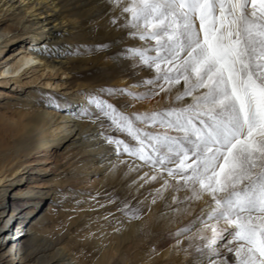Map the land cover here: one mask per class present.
I'll return each mask as SVG.
<instances>
[{"label":"bare ground","instance_id":"bare-ground-1","mask_svg":"<svg viewBox=\"0 0 264 264\" xmlns=\"http://www.w3.org/2000/svg\"><path fill=\"white\" fill-rule=\"evenodd\" d=\"M29 2L23 9L21 5L17 8L18 0H0V20L7 18L10 23L5 29H0V56L6 48L14 45H20L21 55L1 75L4 80L0 85H7L12 74L28 73L34 61L55 74L70 75V79L53 81V87L60 88L62 93L34 91L15 97L0 90V108L3 109L0 116L1 223L9 214L7 207L11 211L12 199L7 187L13 188L10 192L15 200L12 214L15 221L8 220L4 226L0 224V262L10 255L7 264L36 263L40 254L60 246L55 255L43 256L42 264H65L69 261L71 264H194L197 258L192 256L196 249L194 245L204 243L198 242L200 239L197 238L203 226L195 222L206 207L208 197L187 199L191 196L189 190L172 183L164 172H155L137 157L117 152L115 145L108 144L99 135L103 131L121 138L123 133L112 132L107 125L101 128L98 122L75 115L90 94H102L100 89L107 85V76L102 73L116 81L118 86H123L125 74L135 68L136 63L128 55L125 61L120 58L127 54L125 48L119 47L121 38H115L119 30L113 20L121 18L125 22L120 9L115 8L110 0ZM106 38L114 44L106 63L100 64L105 59L103 53L94 59L85 54V59L76 68L77 72L71 68L76 49L85 46L86 51L91 43L101 44ZM89 62H95L96 67L88 68ZM136 82L139 83L138 79ZM143 86L149 88L148 84ZM75 87L78 88L75 95L69 94V89ZM136 88L132 87L133 90ZM82 89L86 92L80 91ZM1 97H10V100H1ZM50 97L64 107L49 106ZM13 98L17 100L12 102ZM71 99L78 104H65ZM130 102L134 105L129 107L130 110H142L139 102ZM51 155L63 161L69 159L68 163L72 161L62 171L63 177L69 178L68 182L77 179L76 184H81L70 199L71 208L69 204L63 206L70 213L77 210L78 216L73 219L65 216L63 211L39 218L48 196H54L52 201L55 205L59 199H65L66 195L59 198V187L63 185L61 180L48 185L47 192L21 189L28 182L27 174L38 173L37 170H28L31 167L29 160ZM36 164H45V161L39 159ZM153 175L156 179H151ZM99 176L104 178L99 179ZM11 177L16 180L15 184H7ZM78 179L82 183H78ZM33 180L32 176L28 183L32 184ZM39 181L37 178L35 182ZM24 199L29 201L19 204ZM24 208L30 212H23ZM133 211L138 219L132 217ZM33 215L36 220L38 218L36 222L30 221ZM58 215L63 216L62 228L72 231L71 228L76 227V230L68 236L61 235L60 231L56 238L51 237L33 252L26 250L31 243L24 239L14 242L10 252H5L4 241L17 235L11 229L13 222L20 220L25 227L32 224L31 230L36 229L41 235L45 226ZM80 218L82 224L76 225ZM190 226L195 230L191 234L182 231ZM207 231L204 230L203 235L207 236ZM7 232L9 235L4 236ZM16 255L20 258L17 259Z\"/></svg>","mask_w":264,"mask_h":264},{"label":"snow or ice","instance_id":"snow-or-ice-1","mask_svg":"<svg viewBox=\"0 0 264 264\" xmlns=\"http://www.w3.org/2000/svg\"><path fill=\"white\" fill-rule=\"evenodd\" d=\"M110 2L128 35L145 42L127 55L155 72L130 87H153L100 89L128 99L90 94L75 115L125 134L135 143L99 133L117 152L167 172L191 192L187 199L209 198L195 222L204 243L194 264H264V0ZM173 88L172 106L125 111ZM48 104L64 107L51 97Z\"/></svg>","mask_w":264,"mask_h":264},{"label":"rangeland","instance_id":"rangeland-1","mask_svg":"<svg viewBox=\"0 0 264 264\" xmlns=\"http://www.w3.org/2000/svg\"><path fill=\"white\" fill-rule=\"evenodd\" d=\"M19 4L17 6V8L22 7L23 9H25L26 5H28V1H30L29 3H33L34 0H26L25 3H23L21 0H18ZM22 2V3H20ZM34 14H32L31 16L35 19H37L36 16H33ZM7 18L0 20V29H5V27H7L10 23L6 21ZM37 21V20H36ZM115 27L119 30V34L115 37L118 38L120 37L121 40V49H128L131 47H143L145 46V42L140 41L138 38L132 37L128 35L129 29L123 27L122 25H124V20H122L121 18L119 19H115ZM102 26V25H101ZM89 31V30H88ZM90 32V31H89ZM84 34H85V29H84ZM114 45V44H113ZM111 44V41L109 38H106V41L98 44V43H91L90 47H88L85 51V46H83L82 48L76 49L77 51L74 54V58H72V62H71V68L75 69V72H77L76 68H78L80 66L81 60L85 59V54L91 58H96L98 54L103 53L105 55V59L103 61H101L100 64H104L108 61V53L110 52V48H112L113 46ZM20 45H14V46H10L9 48H6L4 53L1 54L0 56V83L4 80L1 75L4 73V71H6L8 69V67H10L12 65V63H14L16 61V59L20 58ZM28 50V49H27ZM114 52V51H113ZM150 55L153 53H149ZM126 56L127 54L124 53L120 56L121 60L125 61L126 60ZM112 57V56H111ZM96 67V63L95 62H89V67ZM28 73H16V74H12L8 79V84L7 85H0V90H3L5 93L10 94V95H14L15 97H21L24 96L30 92H34V91H53V92H57V93H62L63 91L59 88H54L53 87V81H57L58 79L60 80H67L70 79V75L69 77L65 74H63L62 72H59L57 74L51 72L50 70H48L47 68H45L43 66V64L34 61L33 66L28 70ZM104 76H107V85H105L103 88L104 89H127L133 92H137V93H141V92H148V90L153 87L152 85H149V88L147 87H137L136 90H133L132 85H136L137 82L136 80L138 79V82L140 83L142 80H147V79H151L152 77L155 76V72L154 70H150L147 67L143 66V65H139V64H135V68L131 71H129V73L125 74V83L123 86H118L116 81L114 82L112 78L108 79V75H106L105 73ZM116 84L117 86L113 85ZM109 84V85H108ZM72 87V86H68ZM179 86H177L178 88ZM81 89V88H80ZM176 88L172 89L171 95H166L165 93H161L159 96H155L154 98L148 99V100H143V101H137L140 104V107L142 108L141 111L139 112H151V111H156V110H160L163 108H167L169 106H172V99L174 98L175 94H176ZM78 91V88L75 87L74 89H69L68 93H73V95H75V93ZM80 91L86 92V89H82ZM99 96L103 99H107L109 100V102L114 103V104H119L120 100H127V97H117L115 95L113 96H109L106 93L99 94ZM1 100H10V97H1ZM12 102L16 101L17 99L13 98L11 99ZM80 103V101H79ZM65 104H70V105H74L76 106L78 103H75L71 100H68ZM131 108H127L125 109V111L129 114L133 113L132 110H130ZM3 112V109L0 108V116ZM143 127V125H141ZM108 134V133H107ZM125 135V134H123ZM122 135V137L120 139H125V137ZM126 142H131V143H135L134 141H130V138L127 137V139H125ZM120 152H123L122 149L120 150ZM39 159H43V161H45V164H41V165H37L36 163L38 162ZM69 159H65L64 161L61 158H58L54 155H51L49 157H40V158H33L31 160H29V163H31V167L28 168V170H37L38 173L37 174H27V178H28V182L29 179L33 176L35 181L37 180V178L41 181L39 182H35L33 180V183L30 184L28 182L25 183V186H21L22 190H26V192H28L29 190L31 191H39V190H43V192H47V190L49 188L48 185H51L53 183V181H62L63 185L60 186V191H59V198L60 195L64 196L66 195L65 199H59L57 201V205L54 204L53 197L48 196L47 197V201H45V206L43 208V210L40 212L39 214V218L40 216H44V215H48L51 212H57V211H63V214L65 216H68V218L73 219L75 217H77L78 212L77 210H75L73 213H70L69 210L67 209H63V206L65 204H69V208H71L70 204L71 201L70 199L73 198V195L75 194V192L78 191V189L81 188V184L77 185L76 184V180H73L71 182H68L69 178H64V174H62L64 170H66L69 167V164L72 163V161L70 163H68ZM174 167V165H173ZM155 172H158L156 169H153ZM31 173V172H29ZM165 176H167L168 178L171 179V182L176 184V180H173L171 177H169L167 175V172H164ZM99 179H103L104 176H99ZM79 180V179H78ZM8 183H16V180H13V177H11L9 179ZM78 183H82L81 180L78 181ZM83 185V184H82ZM36 187H41L36 188ZM9 188V197H11L12 201H11V211H10V207H7V211H9V214L7 215V219H5V221L3 223L0 222V224L2 226H4L6 224V222L8 220L11 221H15V218L12 219V214H13V207H14V199L12 198L14 195L12 192H10L11 190H13V188L7 187ZM2 188H0L1 190ZM3 189H6L3 188ZM209 199V198H208ZM29 199H24L23 201H21L19 204L23 205L26 202H28ZM51 205V207H50ZM30 209H23V212H27L29 213ZM64 216V217H65ZM62 217V218H59ZM34 220L33 222H36L38 220H36V216L33 215L30 218V221ZM60 219V220H59ZM63 216L62 215H58L56 216L55 220H53L51 223L47 224L45 226V229L43 231V233L40 235L39 232H37L36 229L31 230L32 224L29 225L28 227H25L23 225H21V221L17 220V222H13V224L11 225V229L12 231L16 232V238L14 239H10L7 238L4 241V246H5V252L8 253L11 250V245L14 242H17L18 240H25L28 243H31L28 247H26V250L29 252H33L37 249L38 245L43 246L44 244H46V242L51 240V237L56 238L58 233L61 231V235L64 236H68L70 233H72L73 231L76 230V227H72L71 230L72 231H68L65 230L64 228H62L60 225V222L62 221ZM79 222L76 225H81L82 224V218L78 219ZM59 221V222H58ZM75 225V226H76ZM64 227V225H63ZM191 228V231L189 232L190 234L195 231L194 229H192L193 227H189ZM5 235H9V233H4ZM211 233L210 231H207V236H210ZM59 237V236H58ZM197 238H199L197 236ZM194 238V239H197ZM9 240V242H8ZM199 240V239H197ZM1 241V239H0ZM8 242V243H7ZM198 242H201V240H199ZM194 245V244H193ZM202 246V243H199L197 245H194V248H196V246ZM21 246V244H20ZM60 246H57L54 250H49L46 253H42L40 254L37 258H36V263H31V264H42V257L43 256H52L55 255L56 253L59 252ZM223 251V249H222ZM27 252V253H28ZM46 254V255H44ZM200 254L196 252V249L192 252V256L198 257ZM11 256H7L4 260H2L0 262V264H7V260L10 259ZM16 258L19 259L20 256L16 255ZM16 264V263H15ZM57 264H62V262H57ZM65 264H71V261L66 262ZM73 264V263H72Z\"/></svg>","mask_w":264,"mask_h":264}]
</instances>
